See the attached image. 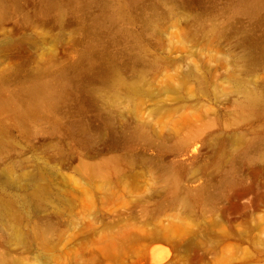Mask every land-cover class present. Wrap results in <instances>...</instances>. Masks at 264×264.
<instances>
[{"label":"rangeland","instance_id":"rangeland-1","mask_svg":"<svg viewBox=\"0 0 264 264\" xmlns=\"http://www.w3.org/2000/svg\"><path fill=\"white\" fill-rule=\"evenodd\" d=\"M0 264H264V0H0Z\"/></svg>","mask_w":264,"mask_h":264}]
</instances>
